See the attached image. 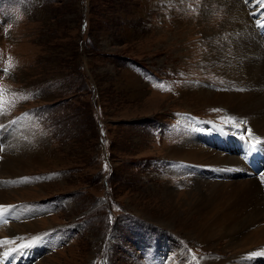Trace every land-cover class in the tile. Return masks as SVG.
<instances>
[{"label": "rangeland", "instance_id": "1", "mask_svg": "<svg viewBox=\"0 0 264 264\" xmlns=\"http://www.w3.org/2000/svg\"><path fill=\"white\" fill-rule=\"evenodd\" d=\"M247 13L244 0H0V200L9 215L0 250H13L0 264H210L232 256L237 249L224 238L210 237L205 249L179 230L201 225L188 194L214 176L219 184L245 182L248 170L260 176L263 148L244 143L241 151V122L224 106L199 107L182 95L198 86L233 91L212 70L234 79L239 65L221 64L243 53L237 20ZM251 18L257 29L256 11ZM257 33L244 37L245 52L260 51ZM219 50L214 67L207 58ZM243 57L254 65L253 55ZM127 71L140 88L119 86ZM210 131L211 142L201 135ZM226 138L228 146L212 143ZM182 145L238 155L248 170L226 163L219 169L227 172L210 173L168 156ZM247 261L264 264V252Z\"/></svg>", "mask_w": 264, "mask_h": 264}, {"label": "bare ground", "instance_id": "2", "mask_svg": "<svg viewBox=\"0 0 264 264\" xmlns=\"http://www.w3.org/2000/svg\"><path fill=\"white\" fill-rule=\"evenodd\" d=\"M244 3L246 4L248 13L247 15H242L239 19L237 18L239 24V36H237V39L240 40L239 49L243 51V53L239 55L240 58L237 64H235L234 62L229 63V61H227L226 63L223 62V66L221 64V69H227L228 66L237 68V65H239L238 72L234 75V79L232 80L229 79L230 77H224L225 70H217L218 68L215 67V61L218 60L219 56H222L220 50L219 54L213 53L207 58L208 61H214L213 65L215 68L212 70V72L216 75H219V77L221 76L222 78L227 79L229 84L232 82L236 87L232 85L234 89L231 92H208L202 86L197 85L198 87L193 88L191 91L183 93L182 99H184V101H192L196 106L198 105L199 107H208L216 104L224 106L227 109L232 122H241V125L239 124L238 127L239 134L236 135L238 139H242L237 141H240V150H245L243 148H245L244 143H246L247 145H251L248 148H253L252 145H258V148H256L255 150L260 149L259 147L261 146L264 152V53L261 51L264 49V39L262 37L259 39H254L256 50L259 49L260 51H257L253 54L251 52H245L248 49V42H251L248 39L244 38L245 36L250 37L258 34V29H255V22L254 19L252 20L251 16H253L255 11L259 10L261 12V15L258 18L264 19V0H244ZM252 6H254V9H252ZM178 28H180V26ZM261 29H264V27H261ZM244 54L253 55L251 60L254 65H250L249 67H247L245 64H241L243 63V60H245V58L243 57ZM257 67L260 69V71L258 72L259 75L256 76L254 74V71L250 70L249 68L257 70ZM245 68H248V72L245 71ZM238 74L241 76V79H239V77L237 76ZM207 76L208 74L206 73L205 77ZM120 79L121 82H119V86L122 85V88H127L130 90L140 88V80L137 78V76L130 77L127 74L123 73V76ZM220 81H222V79ZM128 84L129 87L127 86ZM209 133H211V131L204 132L201 135L204 138H208ZM208 141L211 142L209 138ZM231 141V138H228L227 140H217L212 143L215 144L217 142L221 143L222 146H228ZM208 151H206L205 153L198 150L194 146L182 145L170 149L168 156L174 160L186 162L187 164H199L210 173L216 172L217 174H221L227 172V170L221 168L219 169V166H221V164L226 163L228 164L227 167L232 168V170H248V163L245 160L241 161L238 155L237 157H233L230 156L229 153H224L221 151L219 152L217 150H211L209 152ZM13 161L14 158L12 159V163ZM244 163L247 165V167ZM20 167V170L27 168L26 166ZM8 168L11 170L10 167ZM17 171L19 170L12 169V175ZM248 171L251 176H249L247 180L245 179L247 182L245 181L242 183L240 182L229 184L224 183V185L223 183L219 184V180H215L214 176L213 179H211V182H200L201 184L197 186L199 187V189L196 187V197L188 194L190 199L188 206L191 212H195V214L199 216L201 225H198V228L196 226L189 227L188 225H185V229L179 230L185 231V235L189 239H195L199 243V245L205 249H210V246H207L210 237L215 236L219 237V239H226L227 245L234 244V248L237 249L236 251H232L231 257H214L212 259L207 258L206 260L210 262V264H248L247 260L259 258L260 254L264 252V170L263 173L260 174V176H257L259 174L254 175V172L252 173L250 170ZM210 178L212 177L210 176ZM200 187L204 188L205 192H202L203 189ZM162 192V195L164 197L173 200V196L169 192V190H164ZM191 201L194 203L190 204ZM3 206L4 204L2 201V203L0 202V235H3L5 229L7 228V224L5 221L9 216L3 214ZM35 230L37 229L35 228ZM19 232L20 231L16 229L15 232H12V234L19 237V235L21 234V232ZM11 246L12 245L1 246L2 249L0 250V255L13 252L12 248H9ZM246 257L248 258L247 260L243 259Z\"/></svg>", "mask_w": 264, "mask_h": 264}, {"label": "crops", "instance_id": "3", "mask_svg": "<svg viewBox=\"0 0 264 264\" xmlns=\"http://www.w3.org/2000/svg\"><path fill=\"white\" fill-rule=\"evenodd\" d=\"M125 74H127L128 76H130V77H132L133 75H135L133 72H129V71H127ZM123 76V75H122Z\"/></svg>", "mask_w": 264, "mask_h": 264}, {"label": "snow or ice", "instance_id": "4", "mask_svg": "<svg viewBox=\"0 0 264 264\" xmlns=\"http://www.w3.org/2000/svg\"><path fill=\"white\" fill-rule=\"evenodd\" d=\"M30 246V245H29Z\"/></svg>", "mask_w": 264, "mask_h": 264}]
</instances>
